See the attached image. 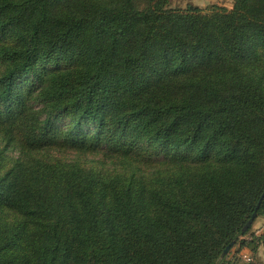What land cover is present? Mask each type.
<instances>
[{"label": "trees", "instance_id": "16d2710c", "mask_svg": "<svg viewBox=\"0 0 264 264\" xmlns=\"http://www.w3.org/2000/svg\"><path fill=\"white\" fill-rule=\"evenodd\" d=\"M0 139V264H259L264 0H0Z\"/></svg>", "mask_w": 264, "mask_h": 264}, {"label": "rangeland", "instance_id": "374dc122", "mask_svg": "<svg viewBox=\"0 0 264 264\" xmlns=\"http://www.w3.org/2000/svg\"><path fill=\"white\" fill-rule=\"evenodd\" d=\"M188 2H192L201 7H206L212 2L215 4H230L228 0H172V5L177 7H185ZM21 154L17 149H11L10 147L5 149V144L0 139V161L5 165V168L10 167L20 158ZM44 160L54 162H64L68 164H76L86 169H94L102 171L104 173L113 172L114 168L119 166L111 158H106L102 154H90V153H78L74 151H62V152H51L49 155L45 154L40 156ZM264 225V216L258 217V219L252 225V233H258ZM250 238V234L247 236ZM244 254L251 255L252 260L246 261ZM230 257H235V263H249L256 262L264 264V249L259 246L257 250L253 251L251 247L244 245L240 247L236 245Z\"/></svg>", "mask_w": 264, "mask_h": 264}, {"label": "water", "instance_id": "95a60500", "mask_svg": "<svg viewBox=\"0 0 264 264\" xmlns=\"http://www.w3.org/2000/svg\"><path fill=\"white\" fill-rule=\"evenodd\" d=\"M264 199V192L257 204V208L256 210L254 211V213L252 214L251 218L248 220V222L246 223V225L244 226L243 230L246 231L248 230L252 225L253 223L255 222V219L257 218L258 216V208L260 207L262 201ZM235 244V241H232L226 248L225 250L223 251V255H226L228 253V251L231 249V247Z\"/></svg>", "mask_w": 264, "mask_h": 264}, {"label": "crops", "instance_id": "0c3cea01", "mask_svg": "<svg viewBox=\"0 0 264 264\" xmlns=\"http://www.w3.org/2000/svg\"><path fill=\"white\" fill-rule=\"evenodd\" d=\"M228 1H230V4H226V3H224V4L217 3V4L225 5V6L229 7V8H231V7L233 6V2H234V0H228ZM212 4H214V2H212ZM263 227H264V225H263ZM263 227H262V228H263Z\"/></svg>", "mask_w": 264, "mask_h": 264}, {"label": "built area", "instance_id": "2783aa9c", "mask_svg": "<svg viewBox=\"0 0 264 264\" xmlns=\"http://www.w3.org/2000/svg\"><path fill=\"white\" fill-rule=\"evenodd\" d=\"M244 259L246 260V261H251L252 260V256L249 254V255H247V254H244Z\"/></svg>", "mask_w": 264, "mask_h": 264}]
</instances>
